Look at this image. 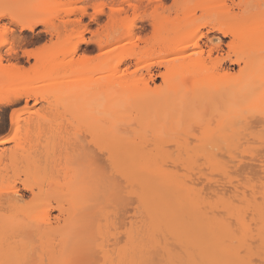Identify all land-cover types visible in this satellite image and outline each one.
I'll use <instances>...</instances> for the list:
<instances>
[{
  "label": "bare ground",
  "instance_id": "6f19581e",
  "mask_svg": "<svg viewBox=\"0 0 264 264\" xmlns=\"http://www.w3.org/2000/svg\"><path fill=\"white\" fill-rule=\"evenodd\" d=\"M132 1L124 0L129 8L136 6ZM157 1L162 12L150 20L151 35L134 41L137 51L116 55L117 40L85 37V33L89 31V25L83 23V17L89 14L87 8L69 9V13L78 16L75 19L67 17L60 29L55 28L58 30L55 34L61 36V40L58 39L52 46L24 51L27 57L33 56L37 60V64H33L28 72L39 71L44 54L49 49L46 63L59 67L60 71L46 76L45 79L56 80L50 88L47 89V85L30 88L25 92L15 93L5 101L6 104L22 99L26 102L30 99H34L35 103L42 102V107L28 110L24 117L26 133L19 138L14 148L6 147V144L16 140L14 132L0 137V230L6 232L8 242L3 241L0 245V253L7 264H136L135 260L138 258L137 264H145L143 258L145 259L148 248L159 245L157 231L147 235L151 245L146 246L143 242L146 240L142 234L140 236L141 225L138 224L137 230L133 229L134 232L129 231L127 224H124L126 220L117 225V218H127V212L122 210L123 215L120 211L114 213L113 210L118 208L113 206L114 203L117 201L116 205L119 204L118 210L125 208L130 200L128 196L132 195L133 187L138 182V186L141 184L140 189L134 193L142 208L143 198L147 196V191L144 192L146 182L147 189L151 188L152 182L146 181L149 179L147 173L154 166L153 173L159 169H156V165L167 163V160H173L175 164L178 161H188L185 162L188 166L196 163L195 161H205V164L211 163V166L215 162V166L225 153L236 154L241 124L248 127L252 123L262 122L261 119L252 118L256 115H253L254 112L264 111V0H172L170 6H164L163 0ZM32 11L22 13L23 17L18 20L22 28L29 31H34L39 23L34 17L38 10ZM124 12L125 8L121 7L111 8L106 13L113 29L120 26ZM5 13L12 20L17 15L2 11L0 17ZM103 13L104 10L99 11V14ZM138 27V23L134 21L126 26L124 33L128 37H136ZM193 28L195 32L186 35ZM203 29L229 37L226 49L213 44L214 39L210 37L209 43L203 42L202 38L206 36ZM60 41L63 46L58 44ZM95 49L97 53L92 54ZM147 59H155L153 63L158 67V75L162 79L159 85L150 84V79L154 80L151 68L144 73L138 67L141 61ZM9 67L6 69L9 70ZM16 67L10 68L14 71L21 69V66ZM257 105H260L258 111ZM245 113L250 116H245ZM18 120L19 117L12 111L11 124L16 125ZM167 165L169 164L164 169ZM146 166H150L151 171ZM161 166L164 167L165 164ZM224 167L222 166L223 170ZM145 169L149 171L146 170L147 173L143 175L142 171ZM176 172H168L169 175L166 174L167 177L164 178L163 172L162 176L160 172L156 173L159 180L154 181L159 183L161 179L166 181L169 177L172 178V183L179 180L184 183V178L179 177ZM180 181L178 185L174 183L178 190L173 195H178V199L182 196V202L186 197L185 204L189 203L192 210L191 213L188 209V216L191 214L192 221L200 224L201 234L206 229L202 236L200 234L203 238L200 247L204 251L201 253L208 258L211 254L210 262L215 264L217 255L216 258L213 257L214 251L208 253V249L215 245L219 248L221 244L220 248H226L224 250L229 251L233 246L235 248L236 243L232 245L230 240H227L228 243L226 239L223 240L232 231L231 227L227 228L230 225H226L224 219L216 217L213 211V216L208 214L209 211L206 212L203 208L206 202L199 198V192L189 186L187 180V190H182L181 195L180 188L185 186ZM128 184L132 189H128ZM177 187L171 192L174 193ZM21 189L30 193L29 199L24 193H20ZM197 199H202V202ZM247 200L245 199L246 202ZM229 203H223L221 208L226 207L228 211L227 204L235 205L231 201ZM201 204H204L202 208ZM212 206H207L208 210ZM199 208L205 210L199 215L201 218L196 215ZM236 208L232 207L229 212L232 213ZM144 209L148 210L143 205ZM262 210L264 209L261 208L259 212H264ZM243 214L238 219L242 228L243 223L246 225ZM139 215L142 218V214ZM242 216L245 217L244 220ZM86 219H89V223H85ZM219 219L221 222L223 220L225 227L218 223ZM149 221L152 222L151 219ZM184 224H180L181 229ZM201 224L205 229H202ZM177 229L174 228L176 235L181 237L180 232L184 229L180 234ZM248 229L241 230H246L242 235L244 238L248 235L247 232L250 233ZM228 230L231 231L227 232ZM209 232L212 236L207 235ZM184 233L185 231L182 235ZM10 237L13 238L11 241L8 240ZM217 238L224 242L218 244ZM244 238L242 241L236 240L240 243L239 248L244 244ZM137 240L139 242L133 249ZM236 246L238 248L237 244ZM233 249L231 251L235 252ZM153 252L155 257H152L157 259L154 263H157L160 255L156 249ZM243 255L240 257L237 254L235 257L243 258ZM241 260L238 261L241 263ZM250 260L251 258L247 259L249 262ZM244 261L241 264L247 262Z\"/></svg>",
  "mask_w": 264,
  "mask_h": 264
},
{
  "label": "rangeland",
  "instance_id": "374dc122",
  "mask_svg": "<svg viewBox=\"0 0 264 264\" xmlns=\"http://www.w3.org/2000/svg\"><path fill=\"white\" fill-rule=\"evenodd\" d=\"M150 1L152 3H150ZM132 2L135 3L136 6L129 8L128 4L125 3L124 0H0V12L7 11L8 13L13 12V14H15V13L17 14V15L15 14L16 15L15 20L14 19L12 20L7 15L1 16L0 17V26L7 24L10 27H12L14 30L18 29L16 36L13 37V42L10 43L8 45V47H5L2 43H0V59H1V62H0V137L9 135L12 132H14V134L17 137L15 141H12V142L6 144V147L8 149L14 148L16 146V144L18 143L19 138H21L26 133V127L27 126H26V120L24 119V117L26 116L27 112L33 111L36 108L42 107V102L41 103L40 102L35 103L34 99H30L28 102H26L25 99H22L21 101H18L15 103L13 102L11 104H6L5 101L8 98L12 97L15 93L25 92L30 88H37V87L41 88L44 85H47V89L50 88L51 85L53 84V82H55L56 80L54 78L45 79L46 76L52 74L53 72H56V71L59 72L60 71L59 67H53L51 65L49 66L46 63V60L48 59V56L50 54V49L49 50L45 49V51L47 50V52H45V54H44L45 56L43 58L42 67L39 68L38 72H28V69L30 67L33 68V66H34L33 64H35V63L37 64V60L33 56L27 57L28 55H26V53L24 51L29 50V49H37L38 47L42 48L45 46L46 47L52 46V43L56 42L61 37V36L55 34L58 32V30L56 31L55 28L58 29L62 25L64 20H67L69 18L75 19L78 16V14L76 15L73 13H69L70 10H72V9L80 10L81 8H87L88 12H89V14H87V16L83 17V23L89 25V31L85 33V37H87L89 39L92 37L93 38L102 37V39L111 38V39L117 40V45H116L117 50L115 52L116 55L123 54V53H131L134 50L137 51L138 47L135 48L134 41H138L137 38H147L151 35L150 20H151V18H154V16L159 15V13L162 12V9L159 8V2L157 0H133ZM162 4L164 6H170L172 4V0H163ZM121 7L125 8V12L121 16L122 21H121L120 26L118 28L113 29V27L110 25L109 18H108L106 13L109 12L111 8L118 9ZM157 8H159V9H157ZM32 10L33 11L38 10L35 13L36 15L34 17L37 20H39V23L35 27L34 31H29L27 29L22 28V25L20 24V22H18V20H20V18L23 17V16L21 17V15H23L22 13H24L26 11H32ZM100 10H104V13L99 14ZM58 11H60V12H58ZM68 14H70V15H68ZM134 21H136L138 23L139 27L137 29V36L131 38V37H128V34L124 33V29L126 28V26L128 24H130ZM144 27H146V28L144 29ZM194 32H195V29L193 28V29L189 30L186 33V35L193 34ZM202 32H204V34L206 35V36H203V38H202L203 42L209 43L208 37H210V38L214 39L213 44L220 45L226 49V44L230 40L229 37H223L219 33L208 32L206 29H203ZM58 36H59V38H58ZM60 42L61 43H58V44H61L63 46L62 41H60ZM57 47H59V46L57 45ZM60 48H62V47H60ZM92 48H95V47L93 46ZM94 53H97L96 49L93 50L92 54H94ZM154 61H155V59L143 60L138 64V67L144 73H146V70L148 68H151L153 70V73H154V77H153L154 80L150 79V84L151 85H154V84L159 85L160 83H162V79H161V76L158 75V73H159L158 67L153 63ZM12 64H15L19 68L21 66V69L18 68L19 70H17V71H14V69L12 70L10 67H14V68L16 67V66H12ZM7 67H9L8 68L9 70L6 69ZM234 67L236 70L238 69L237 66H234ZM16 69H17V67H16ZM257 106H258V109L256 107H255V109H257V111H258L260 105H257ZM30 109H32V110H30ZM12 111H14L16 116L19 117V120H18L16 125H12L10 122V115H11ZM244 111H246V110H244ZM244 111L242 112L243 116H244ZM260 111L262 112V110H260ZM261 112H259V111L254 112L253 115L255 113H256V115L253 116L254 118H252V117L251 118H252V120L257 119V118L259 120L261 119V121L263 123L262 122H256L254 124L252 123L248 127L245 124H241V126H242L241 131H240L241 133L239 135V138L236 141L238 143V144H236V146L238 145L237 149H236L237 150L236 154L235 153L229 154L227 151H224V152H227L228 154L225 153L226 154V155L224 154L225 156L224 155L220 156V159L218 160V162L216 161L217 164L215 166H213L215 162H213L212 163L213 165L211 166V165H209L211 163L205 164L206 163L205 161L204 162L200 161L199 163H198V161H195L196 163L191 164L193 166H191V165L188 166V164L187 165L185 164V162H188V161H184V163H182L183 161L182 162L178 161L180 163L177 164L178 162H176V164H175V163H173L174 162L173 160L172 161L167 160V163H164L165 164L164 167L161 166L164 164H159V165H156V169L157 168L161 169V167H162V169H164L166 167V164H169V165H167L168 166L167 168H169V169L166 170L167 169L166 168V169H164V171L162 169L161 170L157 169L156 170L157 172L154 171L155 173L152 172L153 168L155 166L153 167V165H152V167H153L152 171H151L150 166H149L150 169L146 166L151 172L147 173L146 170L147 171H149V170L145 169V171H142L143 175L147 173V177L149 179H147L146 181L151 180L152 182H150V186H151L150 189H147L146 185L148 186V184L146 182V185H145L146 190L144 192L147 191L146 194L148 197L146 196V198L148 200H146L145 197L143 198V200L145 199L147 201V204H146L145 200L142 201V203L144 202V204H142V208H140V206H141V204L139 203L140 200L138 201V198H136L137 196L134 193L135 190L139 191L141 184L138 186V182L136 183L137 185H135V182H134L133 186L134 185L135 186L133 187L131 185L133 187L132 192L134 193V195L131 192V190H128L129 188L132 189L130 187V185L128 184L129 187L127 186L128 189H126V190L130 191L132 194V195L129 194V196H128L130 198V200H128L129 203L127 202V205L125 208L122 207L123 209L120 208V210H118L119 204L116 205L117 204V201H116L113 206L118 207V208L113 210V211H115L114 213H117V212L120 213L121 212V215H123L122 210H125V213L127 212L126 216L128 219L124 218V219L119 220L117 218L118 221H116V222H117V225H119L120 223H122L123 221L126 220L127 222L125 221L124 224H127V227H129V231L132 230V232H134L135 230H137L138 226L141 225L142 230L140 229L141 230L140 236L142 234V237H144V240H146L147 242L149 240V242H148L149 244L146 243V241H143L145 243V245L148 247H150L151 243H150L149 237L147 238V235L149 236L150 234H154L157 231L156 235L159 236V245L157 244L156 248H153V247L148 248L147 247L149 253L147 252L146 253L147 256L145 255L144 256L145 259L143 258L145 264H157V263L159 264V262H160V264H189V263H191V264H198V263L199 264H213V263H211L212 262V259L210 258L211 254L209 255V258H208V256L206 254L201 253L202 249L200 246H201V242H202L201 240L203 238L200 237V234L202 232L201 226H199L200 224L198 225V224H196V222L194 223L192 221V219H191L192 217H190L191 214H189V216H188V212L190 211L192 213V210H191V208H189L188 201H187L188 204L187 205L185 204L186 197H185L183 202L181 201V199H182L181 195L183 194L182 190H184V191L187 190L188 186H187V184L185 186V183H188V182L189 183L191 182L190 184L188 183V185L191 187L193 186L194 189L196 188V190L199 192L198 195L201 197H199L198 195L197 196L199 198H202L206 202L205 206H204V204L203 205L201 204L202 206L200 205L201 208L204 206L203 208L206 209V212L209 211L208 214H211L212 216L215 214L216 217H220L221 219H224V222L227 223L226 225H228V224L230 225L229 227H227V228L231 227V230H232V231L231 230L227 231V232L231 231L228 234L230 237L228 235H227V237L224 236L225 238L223 237V240H225V239H226V241L230 240L229 242L232 245H234L235 243L238 245V248H237V246L235 244V248H237V249H235L233 246V248L236 250L235 252H232L231 249H233V248H230V250H229L230 253L228 250H224L226 248H223V247H222L223 249L220 248L223 244H221L219 246V248L217 245H215V246L212 245L214 247H211V249H208V250H210L208 253H210V252L212 253L214 251L213 257L216 258L215 255H217V261L219 260L220 264H241L244 260L247 261V259L249 260L250 258H251L250 261H252V260L256 261V260L260 259L261 252L264 251V246H263L264 245V219H263V217H264L263 213L264 212H261V213L259 212V211H261V208L264 209V204H262V203H264V121H263L264 115L262 114V113H264V111L262 113ZM246 114H247V116H250L249 113H245V116H246ZM260 116L263 118H261ZM243 118H245V117H243ZM242 131L243 132L245 131V132L243 133ZM247 132H249V133H247ZM254 137H255V139H254ZM238 150H239V152H238ZM241 157H243V158H241ZM168 161H170V162H168ZM151 163H153V162H151ZM158 163H160V162L158 161ZM171 164H172V166H171ZM185 165H186V167H185ZM187 166L189 168H187ZM222 166H225L227 168L224 167V170H223ZM172 167H174V168H172ZM192 168H194V169H192ZM170 169L173 173L178 170L176 172V174L178 173L179 177L181 176V178H184V180H185L184 183H181V181L179 180L180 183L183 184V187L185 186V188H183V189H182V187L180 188V190H181V191H179V192H181V195H180L181 198L180 199L177 198V197H179L178 195H177V197L175 196L176 195L175 193L177 192L178 187L175 186V184H174V183H176L178 185L179 181L178 182L175 181L174 183H172V178H170L171 179L170 180L168 177V178H166V181H165V179H161L159 183H158V181L155 182L156 180H159L158 176H157L158 174H156V173L160 172L159 174H161V176H162V172H163V174L165 175V176L163 175V178H164V177H167V175H169L168 172L170 174L172 173L171 171H169ZM165 170H166V172L167 171L168 172L166 173ZM227 172H228V174H227ZM147 177H145V178H147ZM228 178H231V180ZM142 179H144V178L142 177ZM175 180H178V179H176V177H175ZM135 181H137V179ZM139 181H140V179H139ZM156 183H158V184H156ZM136 186H138V187L136 188ZM174 187H177V188H175L176 191H174V193H173L171 191H172V189L174 190ZM164 188H166V189L164 190ZM168 189L169 190L171 189V190L169 191ZM143 190H144V188H143ZM192 190H193V188H191V191ZM194 192H192V195ZM20 193L21 194L24 193V195H26V197H28L27 199H29L30 193L28 191L21 189ZM173 194H175V195H173ZM190 196H191V192H190ZM194 196H196V194ZM245 199L246 200L248 199L247 202L245 201ZM201 200H199V201H201ZM197 201H198V199H197ZM229 201H231V204L233 203V204H235L234 206L237 207L236 208L237 211H236V209H234L232 212L233 214L229 211H232V207L234 208V206H232V205L230 206L227 204V206H229L228 211H226V209H225L226 207L221 208L222 207L221 205L223 203L226 204V202L229 203ZM254 201L257 202V204H255ZM161 203H163V204H161ZM165 203L167 205H165ZM181 203H182V206L184 204L183 207L185 209H186V206L188 207L185 211L183 210L184 208H182V206L180 207ZM258 203H260V204H258ZM224 204H223V206H224ZM143 205H144V208L147 207L148 210L147 209L143 210ZM207 206H212V209L210 208V210H208ZM215 206H217V208H218V206H220L219 207L220 209L219 208L217 209ZM257 206H260V208ZM198 207H199V205H198ZM245 207H247V208H245ZM256 207H257V209H256ZM154 208H156V210H154ZM169 208L173 209V211L170 210ZM201 208H199L200 210L197 209V211H196L197 217L199 215H201L202 212L205 211L204 209H203L204 211H202ZM258 208L260 210H258ZM188 209H189V211H188ZM238 209H240V210H238ZM255 209L257 210V212ZM140 210H141V213L139 212ZM180 210H183V211H180ZM222 210L224 211V213ZM241 210H243V211H241ZM142 211L146 212V213H143ZM212 211L214 212V214ZM234 211H236V212H234ZM244 211H246V212H244ZM262 211H264V210H262ZM194 212H195V210L193 211V214H195ZM137 213H138V215H137ZM241 213L242 214L244 213L243 215L246 217V219H245L246 221H244V222H246V225L243 223V226H244L243 228H242L241 221L238 220L241 217ZM54 214H56V211L54 212ZM139 214H142L141 215L142 218L139 217L140 216ZM148 214L151 216H147ZM247 214H248V216H247ZM257 214L259 215V218H258ZM119 215L120 214H118L117 217H119ZM237 215H238V217H237ZM260 215H262V216L260 217ZM135 216H137V217H135ZM193 216H195V215H193ZM199 217L201 218V216H199ZM245 217H243V220ZM210 218H214V217H210ZM150 219L152 222L149 221ZM143 221H145L144 224H143ZM200 221H202V220L200 219ZM182 222H183V224H184V222L186 223V224H184L185 225L184 227L182 226L183 227L182 229H184V231L186 233V234L184 233L183 235H182V233L184 231L180 227V224L183 225ZM222 222H223V220H222ZM222 222L219 219L218 223L222 224ZM85 223H89V219H86ZM147 223H148V225H147ZM202 223H203V221H202ZM247 224H248V226H247ZM201 225H202V229H205L203 224H201ZM223 226L225 227V225H223ZM141 227H139V228H141ZM174 228L179 229V230L177 229L178 230L177 233H179L181 230L183 231V232L182 231L180 232L181 237H177L176 231L174 230ZM246 228H249L248 231H250V233L251 232L252 233L250 235V233L247 232L248 235L246 234L247 236L244 238L242 235H243V232H245L246 230L243 232L241 230L246 229ZM133 229H134V231H133ZM86 230L90 231V229H86ZM205 230H203V233L206 232ZM143 231H145V232H143ZM132 232H131V234H132ZM142 232L144 233V235ZM227 232H226V234H227ZM135 233L137 236V231ZM135 233H133V234H135ZM166 233H167V235H166ZM203 233L201 234V236L203 235ZM5 235H6V232L4 230H0V245H2L3 241H4V243L6 242L7 237ZM207 235L210 236L211 233L209 232V234H207ZM205 236H206V234H205ZM241 236L244 238L243 242L245 245L242 244L243 242H241L242 245L240 246L241 248H239L240 243L238 242L239 243L238 244L237 241L239 239L243 240V238H241ZM232 237L233 238L236 237V238L232 239ZM145 238H147V239H145ZM248 238L250 241L248 240ZM12 239L13 238H11V237H10V239L8 238V240H10V241ZM210 239H212V237ZM133 241L135 242L134 239H133ZM133 241L131 240L132 243H133ZM211 241H215V240H211ZM217 241H218V244H219V242L220 243L222 242V241H219L218 238H217ZM228 241H227V243H228ZM138 242L139 241L137 240L136 243L133 244V246L135 245V247H132L133 249L136 248V244ZM170 242H171V244H169ZM6 243H8V242H6ZM132 243H131V245H132ZM250 243L252 244V246L250 245ZM178 244L180 247L178 246ZM246 244H247V246H246ZM246 247L247 248L250 247L249 250ZM132 248H130V249L133 251ZM208 248H210V246H208ZM245 248H246V250H245ZM152 249L158 250V253L160 255L159 257H157V258H159V262H157V263H154L155 261H157V259L155 260V258H153V257H155V255H154V252ZM241 249H243L245 252L241 251ZM254 250L256 251L255 253H254ZM176 251L178 252V254ZM237 251H238L237 254L240 257L244 254L243 258H246V259H243V258H240L238 256L240 259H242L241 263L238 261L240 259L235 257V255L237 256V254H236ZM135 252H136V250H135ZM179 252H182L184 255L179 253ZM202 252H204V251H202ZM231 252H232V254H231ZM130 253H131V257L133 258L134 256H133L132 252H130ZM133 253H134V251H133ZM175 253L177 254V256ZM162 254H163V257H162ZM204 255H206V256H204ZM200 256H201L202 262L200 261ZM146 258H148V259H146ZM152 258H153V260H152ZM215 258H214V260H216ZM138 260H139V258H138ZM138 260H135V262L136 261L138 262ZM217 261L215 264L219 263ZM137 262H136V264H137ZM248 262L249 261H247L246 263H248ZM246 263H244V264H246ZM0 264H7L1 253H0Z\"/></svg>",
  "mask_w": 264,
  "mask_h": 264
},
{
  "label": "snow or ice",
  "instance_id": "6c2138e0",
  "mask_svg": "<svg viewBox=\"0 0 264 264\" xmlns=\"http://www.w3.org/2000/svg\"><path fill=\"white\" fill-rule=\"evenodd\" d=\"M5 15H7V13H5ZM13 19H15V17H13ZM25 27H27V25H25ZM17 32L18 29L14 30L7 24L0 26V43L8 47V45L13 42V37L16 36ZM249 264H264V251L261 252L259 260L250 261Z\"/></svg>",
  "mask_w": 264,
  "mask_h": 264
}]
</instances>
